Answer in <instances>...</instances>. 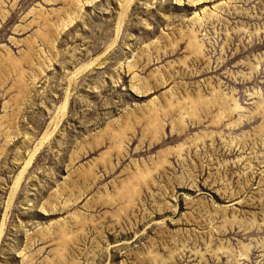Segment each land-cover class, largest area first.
I'll return each instance as SVG.
<instances>
[{"label": "rangeland", "instance_id": "obj_1", "mask_svg": "<svg viewBox=\"0 0 264 264\" xmlns=\"http://www.w3.org/2000/svg\"><path fill=\"white\" fill-rule=\"evenodd\" d=\"M0 229V264H264V0H0Z\"/></svg>", "mask_w": 264, "mask_h": 264}, {"label": "bare ground", "instance_id": "obj_2", "mask_svg": "<svg viewBox=\"0 0 264 264\" xmlns=\"http://www.w3.org/2000/svg\"><path fill=\"white\" fill-rule=\"evenodd\" d=\"M16 30H17V29H16ZM92 63H93V62H92ZM11 66H12V65H11ZM5 68H6V67H5ZM14 69H15V68H14ZM17 69H18V68H17ZM8 70H10V69H8ZM9 73H10V72H9ZM21 73H22V72H21ZM21 79H22V78H21ZM69 97H70V96H69ZM68 101H69V100H68ZM66 102H67V101H66ZM66 105H67V104H66ZM64 110H65V109H64ZM56 129H57V128H56ZM55 131H56V130H55ZM48 137H49V136H47V138H48ZM47 138H45V140H46ZM45 142H46V141H45ZM43 144H44V142H43ZM39 148H40V147H39ZM38 150H39V149H37L36 152H38ZM40 151H41V150H40ZM36 152H35V153H36ZM36 154H38V153H36ZM36 154L31 155V158H30L29 161L27 162V166L31 163V161H33V159H34V157H35ZM24 171H25V170H24ZM26 171H27V170H26ZM25 174H26V173H25ZM20 175L22 176L21 173H20ZM21 176H20V177H21ZM20 177H19V178H20ZM19 178H18V179H19ZM21 179H22V178H20V180H21ZM20 180H19V181H20ZM16 185H17V184H16ZM14 189H15V188H14ZM14 191H15V190H14ZM12 197H13V196H12ZM12 197H11V198H12ZM9 205H10V204H9ZM7 209H8V208H7ZM6 212H7V210H6ZM2 222H3V221H2ZM0 230H1V229H0Z\"/></svg>", "mask_w": 264, "mask_h": 264}]
</instances>
